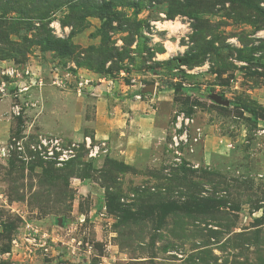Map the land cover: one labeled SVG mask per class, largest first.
I'll use <instances>...</instances> for the list:
<instances>
[{
  "label": "rangeland",
  "instance_id": "obj_1",
  "mask_svg": "<svg viewBox=\"0 0 264 264\" xmlns=\"http://www.w3.org/2000/svg\"><path fill=\"white\" fill-rule=\"evenodd\" d=\"M6 63L43 84L0 98V264H264V0H0Z\"/></svg>",
  "mask_w": 264,
  "mask_h": 264
},
{
  "label": "built area",
  "instance_id": "obj_2",
  "mask_svg": "<svg viewBox=\"0 0 264 264\" xmlns=\"http://www.w3.org/2000/svg\"><path fill=\"white\" fill-rule=\"evenodd\" d=\"M57 31L59 28L56 27ZM33 72L28 67H20L11 64H0V98L11 97V99L21 96V94L29 90L32 86L42 85L43 80L34 76ZM57 83V82H55ZM85 83H88L85 81ZM82 84V83H81ZM12 112L14 115H19L21 113V106L19 104H14L12 107ZM85 147L89 150V157H95L100 154L101 146L94 144L91 136H86L83 140ZM21 141L17 142L18 150L26 151L24 144ZM80 145L73 143L67 147L63 146V142L57 138H47L39 137L38 142L30 144L29 147L32 150V156L39 155L40 158L48 160L54 163L57 167L64 166L67 162L76 157V151ZM16 148V144L8 143L0 146V159L6 160L11 156V152ZM26 158H29L27 155ZM35 233V232H34ZM33 233V235H35ZM35 241V238L29 236L27 239Z\"/></svg>",
  "mask_w": 264,
  "mask_h": 264
},
{
  "label": "crops",
  "instance_id": "obj_3",
  "mask_svg": "<svg viewBox=\"0 0 264 264\" xmlns=\"http://www.w3.org/2000/svg\"><path fill=\"white\" fill-rule=\"evenodd\" d=\"M115 119L106 116L101 110L96 113V120H95V124H96V133L94 134L95 137L100 138V139H105L108 138L109 135H111L113 132H115L117 134V132H121V135L127 133V138L125 139V143H127L125 146H127L126 151L128 152V150L131 148V144L135 143V140L133 138L132 135H130V132H126L124 131L123 128H120L119 126L116 125V123L114 122Z\"/></svg>",
  "mask_w": 264,
  "mask_h": 264
},
{
  "label": "trees",
  "instance_id": "obj_4",
  "mask_svg": "<svg viewBox=\"0 0 264 264\" xmlns=\"http://www.w3.org/2000/svg\"><path fill=\"white\" fill-rule=\"evenodd\" d=\"M185 60H186L185 57H177V58H174L172 61H173V62H176V61H185ZM69 162H70V161H69ZM69 162H67V164H68ZM50 164L53 165V166H55V164L52 163V162H50Z\"/></svg>",
  "mask_w": 264,
  "mask_h": 264
},
{
  "label": "bare ground",
  "instance_id": "obj_5",
  "mask_svg": "<svg viewBox=\"0 0 264 264\" xmlns=\"http://www.w3.org/2000/svg\"><path fill=\"white\" fill-rule=\"evenodd\" d=\"M166 23H167V22H166ZM166 23H165V24H166ZM165 24H162V26H163V27H164V26L167 27Z\"/></svg>",
  "mask_w": 264,
  "mask_h": 264
}]
</instances>
